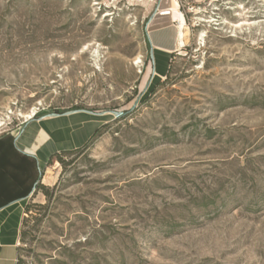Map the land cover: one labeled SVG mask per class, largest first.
Listing matches in <instances>:
<instances>
[{"label":"rangeland","instance_id":"374dc122","mask_svg":"<svg viewBox=\"0 0 264 264\" xmlns=\"http://www.w3.org/2000/svg\"><path fill=\"white\" fill-rule=\"evenodd\" d=\"M71 110L105 114L25 201L17 264H264V0H0V141Z\"/></svg>","mask_w":264,"mask_h":264},{"label":"crops","instance_id":"0c3cea01","mask_svg":"<svg viewBox=\"0 0 264 264\" xmlns=\"http://www.w3.org/2000/svg\"><path fill=\"white\" fill-rule=\"evenodd\" d=\"M167 10L170 16L159 11L149 23L150 46L158 62L178 47L179 32L174 36L169 31L172 22L179 20L170 8ZM159 65L158 73H163V65ZM78 113L46 117L40 126L38 144L34 141V127L19 139L0 141V264H17L24 203L40 183V173L46 171L51 154L81 146L91 132L94 120L86 122L76 116ZM80 120L85 126L78 128L76 122Z\"/></svg>","mask_w":264,"mask_h":264},{"label":"trees","instance_id":"16d2710c","mask_svg":"<svg viewBox=\"0 0 264 264\" xmlns=\"http://www.w3.org/2000/svg\"><path fill=\"white\" fill-rule=\"evenodd\" d=\"M98 131V130H97ZM96 131V132H97ZM96 132L92 135V137L85 143V144H83V145H81V146H78V147H75V148H72V149H62V150H60V151H56V152H54V153H52L51 154V156H50V158H49V160H48V163H47V165H50L51 164V162L54 160V158H56V160L58 161V162H61V163H63V164H66L65 163V161L63 160V158H62V155H64V154H72V153H79V152H82L87 146H88V144H89V142L91 141V139L94 137V135L96 134ZM42 188V189H44V190H47V187L46 186H44L43 184H37L36 185V188ZM25 212L27 211V210H29V206L28 205H25ZM23 221H24V218H23V220H22V223H21V229H20V239L21 238H23V235H24V232L22 231V224H23ZM18 250H19V246L17 247V262H18Z\"/></svg>","mask_w":264,"mask_h":264},{"label":"water","instance_id":"95a60500","mask_svg":"<svg viewBox=\"0 0 264 264\" xmlns=\"http://www.w3.org/2000/svg\"><path fill=\"white\" fill-rule=\"evenodd\" d=\"M152 57H153V54H152ZM154 73H155V72H154ZM150 82H151V81H149V82L147 83V85H146V87H145V90L149 87ZM145 90H144V92H145ZM140 97H141V96H139V97L137 98V100L135 101L134 105L132 106V108H131L130 110H133V109L135 108V106L137 105L138 101L140 100ZM130 110H129V111H130ZM80 111L87 112V113H90V114H97V115H104V114H105V112H99V113H98V112H93V111H91V110H71V111L65 112L64 114H72V113H76V112H80ZM129 111H127V112H123V111H113V114H114L115 117H118V116H123V115L127 114ZM51 115H52V116H59L60 114L52 113ZM43 171H44V170H42L41 173H40V180H39V181L42 180ZM35 189H36V186H34V188H33V192H34Z\"/></svg>","mask_w":264,"mask_h":264},{"label":"bare ground","instance_id":"6f19581e","mask_svg":"<svg viewBox=\"0 0 264 264\" xmlns=\"http://www.w3.org/2000/svg\"><path fill=\"white\" fill-rule=\"evenodd\" d=\"M170 10H173V8H170ZM186 31H185V27L182 26L180 32H179V40H178V46L181 48H183L184 46H186ZM35 110H33L32 112L28 113L25 115L26 118L28 119H32L35 116Z\"/></svg>","mask_w":264,"mask_h":264}]
</instances>
